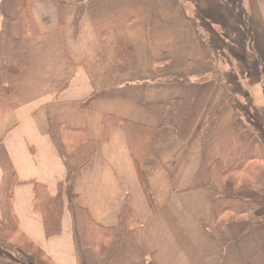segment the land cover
Segmentation results:
<instances>
[{"label": "crops", "instance_id": "0c3cea01", "mask_svg": "<svg viewBox=\"0 0 264 264\" xmlns=\"http://www.w3.org/2000/svg\"><path fill=\"white\" fill-rule=\"evenodd\" d=\"M103 1L0 0V75L7 46L19 43L23 60L0 108V230L17 235L25 261L0 255V264H264V195L240 192L260 203L258 220L217 219L241 141L203 31L209 21L219 32L236 1L264 42V0H140L155 23L99 37L87 10ZM169 102L170 123L159 126L148 107ZM133 129L155 130L142 161ZM42 196L61 200L55 235ZM82 217L105 231L102 252L81 241ZM11 244L0 231V245Z\"/></svg>", "mask_w": 264, "mask_h": 264}, {"label": "trees", "instance_id": "16d2710c", "mask_svg": "<svg viewBox=\"0 0 264 264\" xmlns=\"http://www.w3.org/2000/svg\"><path fill=\"white\" fill-rule=\"evenodd\" d=\"M83 9L84 6L81 4L79 6V12ZM87 12L96 34L99 37L106 36L109 29L114 25L127 24L137 19H144L147 24L156 22V14L153 8L149 3L140 0H105L89 8ZM2 21L6 23L7 19L3 17ZM2 37L8 38L5 29L1 31L0 38ZM6 50L8 54H5V64L0 75V108L7 106L8 95L14 89L17 72L23 65L19 43H15L14 46H7ZM181 81L187 82L188 80L183 78ZM112 92L113 90L95 93L89 97L87 101L93 102L100 98H110ZM231 102L232 97L228 95V93H225L221 105L231 104ZM148 108L151 109L159 119V126L170 123L169 118L172 114V102L161 106H149ZM125 125L129 130L133 127L129 122H125ZM233 125L240 138L241 146L234 165L228 172L222 174L223 180L232 184L233 194L217 196L214 207L219 222H230L235 220H246L251 222L258 220L257 212L261 205L250 198L242 196L240 192L244 190H254L264 195V145L262 134L259 130L247 123L245 118L237 111L234 113ZM131 132V143L133 142L132 151L135 156H137L140 161L146 157H150V140L155 130L151 129L145 133L133 129ZM253 162H256L257 165L252 164ZM240 175L245 177L241 178ZM246 175H250L251 179H248V177L246 178ZM36 206L43 215L45 232L49 236L55 235L58 232L61 206L60 198L42 196V199L37 202ZM79 214H84V212H78L77 216ZM260 219L262 218H259V220ZM78 224L81 241L91 245L98 252H102L106 245L105 240L107 239V235L104 234L105 231L95 226L85 217H82L81 220L78 219ZM0 231L1 234L5 233L3 229ZM17 246L19 245L13 243L7 248L16 256L14 259L22 263L24 257L16 251Z\"/></svg>", "mask_w": 264, "mask_h": 264}, {"label": "rangeland", "instance_id": "374dc122", "mask_svg": "<svg viewBox=\"0 0 264 264\" xmlns=\"http://www.w3.org/2000/svg\"><path fill=\"white\" fill-rule=\"evenodd\" d=\"M234 3V11L229 12L231 18L228 17L227 24L217 27L219 32L209 21L205 23L206 29L203 28V31L211 33L207 46L211 45L213 53L205 45L206 41L204 46L207 53L212 54V61L216 64L214 77L224 85L226 93L232 96L231 105L234 110L261 132L264 145V42L258 38L260 35L257 29L245 25V15L241 16V11L236 10L237 2ZM190 5L191 2H188L185 6L187 13H190L191 6H194L193 13L198 17L202 15V19L205 18L204 12L196 4ZM252 164L257 165L256 162ZM247 177L251 179L250 175H246ZM4 236L12 243L20 244V241L16 240V234L5 232ZM0 255L16 257L7 247L1 245Z\"/></svg>", "mask_w": 264, "mask_h": 264}]
</instances>
